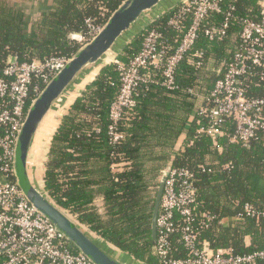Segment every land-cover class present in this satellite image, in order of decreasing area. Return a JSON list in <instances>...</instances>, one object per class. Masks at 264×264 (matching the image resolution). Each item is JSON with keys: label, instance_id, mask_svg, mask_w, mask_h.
I'll return each instance as SVG.
<instances>
[{"label": "trees", "instance_id": "1", "mask_svg": "<svg viewBox=\"0 0 264 264\" xmlns=\"http://www.w3.org/2000/svg\"><path fill=\"white\" fill-rule=\"evenodd\" d=\"M35 1L42 10L32 15L12 0H0V70L13 58L32 61L73 56L79 47L70 34L85 32L88 18L105 23L124 0ZM258 2L224 0L225 9L235 7L226 38L209 41L202 36L196 48L205 54L204 66L196 69L187 60L182 62L174 90L159 83L141 86L136 108L119 125L123 138L117 143L112 142L108 126L120 74L114 65L103 68L69 107L50 140L44 168L50 198L136 260L162 264L153 251L151 220L162 170L171 164L196 172L195 225L200 244L237 255L264 250V220L238 218L247 205L264 212V129L245 147L231 142L233 120L226 123L222 136L212 138L200 132L207 120L197 114L198 97L208 94L222 77L224 64L233 61L243 22L260 19ZM178 8L152 28L173 36L166 22ZM225 19L224 14H217L210 23L221 24ZM142 43L143 34L119 58L128 62L141 51ZM255 71L247 81L248 96L264 98V71ZM188 89L197 95L188 94ZM179 144L183 151L177 149ZM203 167L212 172H203ZM225 218L237 221L225 226ZM178 226H183L181 221ZM170 241L172 256L184 257L187 251L181 232L172 234Z\"/></svg>", "mask_w": 264, "mask_h": 264}, {"label": "built area", "instance_id": "2", "mask_svg": "<svg viewBox=\"0 0 264 264\" xmlns=\"http://www.w3.org/2000/svg\"><path fill=\"white\" fill-rule=\"evenodd\" d=\"M258 3L260 19L243 22L233 61L224 64L222 77L208 94L198 97L203 102L197 114L207 120L200 132L218 138L223 135L226 123L233 120L235 132L231 142L245 147L264 129V98H250L247 86L256 69L264 71V0ZM234 11L233 5L224 8V0H185L166 22L173 36L168 37L151 26L143 33L142 48L137 55L128 62L119 57L113 61L120 74V87L109 111L112 142L123 138L119 125L129 120V112L136 108L139 88L159 83L174 90L182 62L187 60L196 69L202 68L205 54L196 48L198 41L202 36L209 41L224 40L230 21L235 18ZM217 14H224L225 21L210 23ZM105 23L88 18L86 31L72 33L70 39L81 49L101 32ZM70 58L51 56L32 61L13 58L0 70V264H93L35 210L14 174L15 145L28 110ZM187 93L197 95L194 89H188ZM167 171L157 218L158 237L153 246L162 264H259L264 260V250L237 255L225 248L213 249L202 243L201 246L195 225L196 172L173 166ZM203 172H212V169L203 167ZM243 216L264 220V212L251 205L245 206L238 218ZM179 221L183 224L181 228ZM179 231L187 253L175 258L170 239Z\"/></svg>", "mask_w": 264, "mask_h": 264}, {"label": "water", "instance_id": "3", "mask_svg": "<svg viewBox=\"0 0 264 264\" xmlns=\"http://www.w3.org/2000/svg\"><path fill=\"white\" fill-rule=\"evenodd\" d=\"M185 0H124L101 32L79 49L31 104L15 145L14 174L22 193L93 264H146L106 242L49 196L44 186L45 156L62 118L101 70L159 19ZM170 164L162 172L152 210L151 238L157 242V218ZM234 219H231V221Z\"/></svg>", "mask_w": 264, "mask_h": 264}, {"label": "crops", "instance_id": "4", "mask_svg": "<svg viewBox=\"0 0 264 264\" xmlns=\"http://www.w3.org/2000/svg\"><path fill=\"white\" fill-rule=\"evenodd\" d=\"M12 2H14L16 4H19L20 6H23L24 8H26L28 10V13L32 14V15H35V14H37L38 12H40L42 10V8L38 7L39 3L37 1H35V0H12ZM89 85H87V86H89ZM85 89L82 91V94L85 91ZM82 94H81V96H82ZM81 96H79V97H81ZM202 102H203V99L199 98L198 102H197V105L199 106L200 104H202ZM177 149L181 150V151L184 150L183 146H180V144L178 145ZM231 219H234V221L233 220L231 221ZM235 221H237V218H225L224 219L225 226H229L231 223H233ZM245 242H246L247 245H250V243H251L250 238H246Z\"/></svg>", "mask_w": 264, "mask_h": 264}, {"label": "rangeland", "instance_id": "5", "mask_svg": "<svg viewBox=\"0 0 264 264\" xmlns=\"http://www.w3.org/2000/svg\"><path fill=\"white\" fill-rule=\"evenodd\" d=\"M79 50V49H78Z\"/></svg>", "mask_w": 264, "mask_h": 264}]
</instances>
